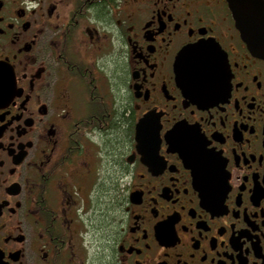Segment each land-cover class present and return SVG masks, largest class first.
<instances>
[{"label":"flooded vegetation","instance_id":"af4514ba","mask_svg":"<svg viewBox=\"0 0 264 264\" xmlns=\"http://www.w3.org/2000/svg\"><path fill=\"white\" fill-rule=\"evenodd\" d=\"M85 237L102 264H264V60L226 0H0V264H89Z\"/></svg>","mask_w":264,"mask_h":264},{"label":"water","instance_id":"95a60500","mask_svg":"<svg viewBox=\"0 0 264 264\" xmlns=\"http://www.w3.org/2000/svg\"><path fill=\"white\" fill-rule=\"evenodd\" d=\"M241 39L251 54L264 60V0H226ZM207 51L204 43L183 51L176 60V67H204L210 65L209 58L195 57ZM180 85L190 89V84L203 80L205 74L196 70H176ZM142 124L138 125V132Z\"/></svg>","mask_w":264,"mask_h":264},{"label":"rangeland","instance_id":"374dc122","mask_svg":"<svg viewBox=\"0 0 264 264\" xmlns=\"http://www.w3.org/2000/svg\"><path fill=\"white\" fill-rule=\"evenodd\" d=\"M95 239H97V237H93L89 238V237H85V239L82 240V244L84 245V254H85V260L88 262L89 264H102L103 261V257L97 255L96 253V241ZM92 244H91V242ZM93 245V246H92Z\"/></svg>","mask_w":264,"mask_h":264}]
</instances>
